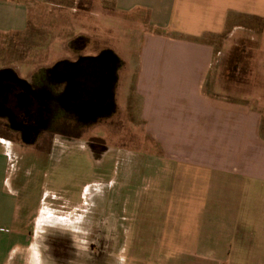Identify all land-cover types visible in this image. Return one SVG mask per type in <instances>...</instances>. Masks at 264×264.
<instances>
[{"label":"rangeland","instance_id":"374dc122","mask_svg":"<svg viewBox=\"0 0 264 264\" xmlns=\"http://www.w3.org/2000/svg\"><path fill=\"white\" fill-rule=\"evenodd\" d=\"M113 8L111 0H43L32 5L22 31L0 32V69L10 68L40 88H46V72L62 61L99 52L115 58L112 96L103 112L80 121L72 115L61 118L55 129L62 134H45L31 143L12 145L0 124V149L8 153L10 176L17 179L18 186L12 188L19 195L18 206L23 205L18 208L21 226L33 237L40 238L42 231L66 233L85 248L101 239L90 233L91 226L103 231L114 226L115 235L100 240L110 245L113 239V264H159L166 259L147 246L151 241L142 218L143 198L160 195L148 191L150 167L156 164L148 153L158 151V142L146 132L142 111L149 98L137 91L136 79L141 71L147 73L152 82L149 92L161 96L164 104L167 99L175 104L180 91L170 96L157 86L166 82L160 72L166 65L162 52L166 42L152 37L161 33L154 25L158 12L131 15ZM236 19L232 23H242L241 36L228 26L222 34L207 38L215 42L216 54L206 87L252 101L263 114L264 135V17ZM174 107L167 106V114L156 115L152 122L155 130L172 134L170 142L177 134ZM261 189L264 196V184ZM162 193L166 203L174 188L167 186ZM105 251L110 253L109 247ZM30 254L22 251L25 264Z\"/></svg>","mask_w":264,"mask_h":264},{"label":"crops","instance_id":"0c3cea01","mask_svg":"<svg viewBox=\"0 0 264 264\" xmlns=\"http://www.w3.org/2000/svg\"><path fill=\"white\" fill-rule=\"evenodd\" d=\"M41 1L0 0V32L22 31L32 5ZM111 1L119 13L158 12L154 25L161 33L152 37L166 42V65L160 66L166 82L157 86L170 96L180 91L175 104L165 103L176 109L177 134L170 142L172 134L152 123L156 115L167 114L165 101L149 92L147 73L136 79L137 91L149 98L142 111L146 132L158 142V151L148 153L156 163L148 191L162 195L163 188H174L166 203L160 195L143 198L147 246L166 259L159 264H264L263 114L242 95L234 99L206 87L216 54L215 42L207 38L228 26L241 36L242 23L233 19L264 17V0ZM9 170L10 157L0 149V264L9 259V264H25V249L31 252L28 264H47L35 237L21 226L23 205L18 206L12 188L17 179Z\"/></svg>","mask_w":264,"mask_h":264},{"label":"flooded vegetation","instance_id":"af4514ba","mask_svg":"<svg viewBox=\"0 0 264 264\" xmlns=\"http://www.w3.org/2000/svg\"><path fill=\"white\" fill-rule=\"evenodd\" d=\"M114 61L110 52L79 55L75 60L62 61L46 72V88L36 87L10 72L0 74L3 137L12 145L20 141L31 143L45 134H62L63 131L55 129L61 118L64 121L72 115L80 121L103 112L112 96ZM91 229L90 233L100 235L101 239L85 248L60 232L57 236L47 231L39 232L40 238L38 236L35 241L45 252L47 264H113V239L110 237V245L100 240L107 241V236L115 235V227L104 228L105 231L95 226ZM108 247L110 253L104 252Z\"/></svg>","mask_w":264,"mask_h":264},{"label":"water","instance_id":"95a60500","mask_svg":"<svg viewBox=\"0 0 264 264\" xmlns=\"http://www.w3.org/2000/svg\"><path fill=\"white\" fill-rule=\"evenodd\" d=\"M3 72H10V73L16 75V74L12 71V69H10V68H2V69H0V74H2Z\"/></svg>","mask_w":264,"mask_h":264}]
</instances>
